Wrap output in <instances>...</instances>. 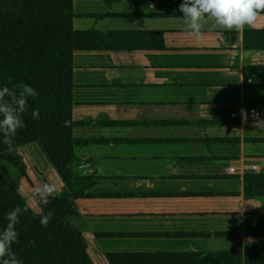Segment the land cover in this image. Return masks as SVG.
<instances>
[{"label": "crops", "instance_id": "0c3cea01", "mask_svg": "<svg viewBox=\"0 0 264 264\" xmlns=\"http://www.w3.org/2000/svg\"><path fill=\"white\" fill-rule=\"evenodd\" d=\"M180 3L73 0V30L133 38L73 53L77 125L71 142L44 146L53 163L37 144L18 149L22 161L35 145L43 156L30 171L23 161L32 202L25 183L59 193L58 171L93 182L74 221L93 264L114 252H241L244 215L264 212V197L243 191L245 175L264 174V20L191 37ZM251 108L259 118L248 121ZM231 230L240 236H215Z\"/></svg>", "mask_w": 264, "mask_h": 264}, {"label": "trees", "instance_id": "16d2710c", "mask_svg": "<svg viewBox=\"0 0 264 264\" xmlns=\"http://www.w3.org/2000/svg\"><path fill=\"white\" fill-rule=\"evenodd\" d=\"M72 2L0 0V87L24 83L38 92L29 98L23 115L25 127L17 131L10 150L0 134V230L6 227L10 210L17 206L28 209L16 226L19 236L12 247L24 264H93L85 238L74 223L79 216L76 201L91 197L87 190L93 182L64 177L57 170L63 188L49 197L47 205L38 198L36 203L30 202L20 188L26 172L19 148L37 144L43 149L72 140L77 125L72 117L73 53L119 50L120 39L133 38L131 34L73 30ZM131 47L140 48L138 44ZM35 109H39L38 120L32 117ZM243 191L245 199L264 197V174L245 175ZM43 215L50 218L46 228L40 223ZM243 219L245 246L241 252H114L106 253L105 258L108 264H264V212L246 213ZM215 236L235 237L240 232Z\"/></svg>", "mask_w": 264, "mask_h": 264}, {"label": "clouds", "instance_id": "9594fccd", "mask_svg": "<svg viewBox=\"0 0 264 264\" xmlns=\"http://www.w3.org/2000/svg\"><path fill=\"white\" fill-rule=\"evenodd\" d=\"M178 10L182 13L186 34L191 37H201L205 25L209 23L212 29L243 31L245 27L264 20V0H181ZM37 95L33 87L24 83L0 87V134L3 136L2 143L9 150L17 131L25 127L23 115L28 111L29 98ZM39 116V109L32 111L33 119L38 120ZM56 191L55 185L46 183L37 190L36 196L42 205H47L49 197ZM27 211L26 207L17 206L7 213L8 223L0 230V264H24L12 247L19 236L16 226ZM49 222V216H41L42 226L46 228Z\"/></svg>", "mask_w": 264, "mask_h": 264}, {"label": "rangeland", "instance_id": "374dc122", "mask_svg": "<svg viewBox=\"0 0 264 264\" xmlns=\"http://www.w3.org/2000/svg\"><path fill=\"white\" fill-rule=\"evenodd\" d=\"M34 147L36 150H34L33 148H28L27 150H25L26 149L25 148L23 151V161H25L27 163L29 171H30V168H32V165H35V164L40 165L41 161L43 159L42 153L39 150V148L36 145ZM31 155L33 157H31ZM32 173H31V175H32ZM24 187H25V189H27V192H29V195L32 197L33 202H36L35 197L37 199V196H36L35 191H31V189H29V187L32 188L31 185L29 183H27V184L25 183ZM30 202H32V201L30 200ZM263 211H264V209H263Z\"/></svg>", "mask_w": 264, "mask_h": 264}, {"label": "built area", "instance_id": "2783aa9c", "mask_svg": "<svg viewBox=\"0 0 264 264\" xmlns=\"http://www.w3.org/2000/svg\"><path fill=\"white\" fill-rule=\"evenodd\" d=\"M231 118H235V114H232ZM258 118H259V112L256 109H254V108L248 109L247 114H246V120L253 121V120H256ZM229 172L234 173L235 169L230 168Z\"/></svg>", "mask_w": 264, "mask_h": 264}]
</instances>
